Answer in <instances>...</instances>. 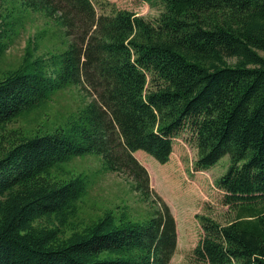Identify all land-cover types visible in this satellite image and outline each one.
<instances>
[{
  "label": "trees",
  "instance_id": "16d2710c",
  "mask_svg": "<svg viewBox=\"0 0 264 264\" xmlns=\"http://www.w3.org/2000/svg\"><path fill=\"white\" fill-rule=\"evenodd\" d=\"M157 1L165 9L149 19L109 0H96L100 12L94 0H26L65 28L69 47L50 74L42 59L31 71L24 64L4 73L0 131L69 83L93 99L68 129L20 133L1 152L0 264H170L177 219L134 152L168 162L187 129L195 169L231 160L216 184L232 214L225 222L196 215L204 233L193 256L264 264V0ZM7 24L0 22V55ZM92 152L159 207L145 223L108 212L62 237L86 185L82 176L55 181L52 168Z\"/></svg>",
  "mask_w": 264,
  "mask_h": 264
},
{
  "label": "rangeland",
  "instance_id": "374dc122",
  "mask_svg": "<svg viewBox=\"0 0 264 264\" xmlns=\"http://www.w3.org/2000/svg\"><path fill=\"white\" fill-rule=\"evenodd\" d=\"M109 1L118 8L134 11L149 19L165 9V5L157 0ZM94 3L100 12L99 4L96 0ZM45 14L43 8H33L26 0H0V22L8 21L4 38L7 47L0 55V78L6 71L24 64L31 71L37 59L43 60L48 74L54 67H59L60 54L69 47V37L60 23ZM261 53L264 55V51ZM91 99L93 97L78 83H69L55 90L39 105L25 110L4 131H0V154L21 134L32 136L50 133L61 127L68 129ZM197 154L190 129L175 137L168 162L162 163L142 149L134 152L149 171L154 193L169 204L177 219L180 240L170 264H210L198 261L193 256V249L204 233L196 215L207 214L225 222L232 214L224 203L223 190L216 184L217 178L229 168L230 155H224L206 170H198L193 164ZM50 176L58 182L82 176L86 185L82 198L75 205V212L69 222L62 226V237L83 230L108 212L114 214L117 221L130 219L145 223L159 207V204L143 199L131 176L108 169L104 157L96 152L58 162ZM106 255L103 252L101 257Z\"/></svg>",
  "mask_w": 264,
  "mask_h": 264
},
{
  "label": "crops",
  "instance_id": "0c3cea01",
  "mask_svg": "<svg viewBox=\"0 0 264 264\" xmlns=\"http://www.w3.org/2000/svg\"><path fill=\"white\" fill-rule=\"evenodd\" d=\"M178 243H179V240H180V231H179V228H178Z\"/></svg>",
  "mask_w": 264,
  "mask_h": 264
}]
</instances>
